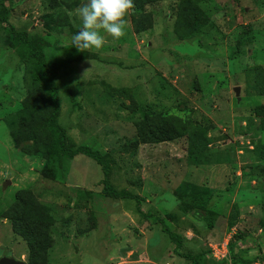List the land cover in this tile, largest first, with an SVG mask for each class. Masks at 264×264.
<instances>
[{"label": "rangeland", "instance_id": "1", "mask_svg": "<svg viewBox=\"0 0 264 264\" xmlns=\"http://www.w3.org/2000/svg\"><path fill=\"white\" fill-rule=\"evenodd\" d=\"M179 2L133 0L120 40L106 37L100 50L80 52L72 37L81 26L76 9L86 0H4L0 259L30 262L11 223L20 193L52 220L49 248L35 264H212L209 247L227 237L244 264L264 258V160L250 152L264 144L255 114L264 107V0L201 3L213 25L185 39L176 27ZM10 27L25 33L55 72L58 123L69 141L98 151L113 188L141 202L102 195L101 169L86 156L55 162L53 178L44 160L15 146L6 124L17 123L32 90V65ZM242 27L254 39L231 63ZM145 115L168 133L184 129L183 137L142 142ZM192 130L209 139L197 163L187 157Z\"/></svg>", "mask_w": 264, "mask_h": 264}, {"label": "trees", "instance_id": "2", "mask_svg": "<svg viewBox=\"0 0 264 264\" xmlns=\"http://www.w3.org/2000/svg\"><path fill=\"white\" fill-rule=\"evenodd\" d=\"M158 1V0H152ZM209 0H180L179 13L176 20V27L184 29L188 34L179 36L180 39L191 38L200 35L210 23L206 13H204L199 4L208 3ZM7 8L4 0H0V22L8 24ZM246 29V30H245ZM10 30L17 41L21 42L28 54L30 64L29 77L32 83V90L23 102L22 109L16 114L14 121L8 125L10 137L18 149L29 156L39 157L44 160V173L46 176H52L53 164L57 161L72 160L78 155L86 156L92 159L101 169L103 178L100 182L102 186V195L112 199L135 200L137 203L141 199L125 191H117L110 183V170L102 161L98 151H94L87 146L75 147L66 136L65 129L58 123L60 115V105L58 101V88L54 83L55 72L47 65L44 54L40 49L28 39L25 33H17L13 27ZM254 36L251 30L242 27L241 33L236 42V50L231 54L228 60L232 63L239 55L245 53L242 49L244 44H251ZM262 88L260 93H264V79H262ZM255 114L259 117V131H264V107L255 108ZM261 117V118H260ZM161 121V120H158ZM184 129L180 133L166 132L162 127L152 123L148 115H145L143 124L139 128V139L144 143L160 144L171 141L178 137H183ZM188 149L187 157L194 162L197 155L205 152L209 144V139L205 137V131L192 130L187 133ZM251 154L259 161L264 160V144H253ZM199 153V154H198ZM194 160V161H193ZM197 163V162H194ZM15 217L11 218L12 229L21 236L28 245L29 264H35V260L46 253L49 248L50 239L47 233L48 228L52 225V220L48 217L46 211L39 207L37 203L29 196V193H20L17 196V203L14 207ZM169 240L178 245L179 237L167 230H162ZM232 264H244L247 262L241 256L232 253V247L228 246ZM208 255V254H207ZM264 261L259 256L252 259L247 264H254L258 260ZM208 260V259H207ZM212 263L211 260H208ZM260 261V262H261ZM214 264V262L212 263Z\"/></svg>", "mask_w": 264, "mask_h": 264}, {"label": "clouds", "instance_id": "3", "mask_svg": "<svg viewBox=\"0 0 264 264\" xmlns=\"http://www.w3.org/2000/svg\"><path fill=\"white\" fill-rule=\"evenodd\" d=\"M134 8L133 0H86L76 9L80 29L72 44L80 52L100 50L106 37L118 41L125 35V17Z\"/></svg>", "mask_w": 264, "mask_h": 264}, {"label": "built area", "instance_id": "4", "mask_svg": "<svg viewBox=\"0 0 264 264\" xmlns=\"http://www.w3.org/2000/svg\"><path fill=\"white\" fill-rule=\"evenodd\" d=\"M229 241L230 237H227L222 242L211 245L206 258L217 264H232L228 250ZM254 264H264V261H257Z\"/></svg>", "mask_w": 264, "mask_h": 264}, {"label": "water", "instance_id": "5", "mask_svg": "<svg viewBox=\"0 0 264 264\" xmlns=\"http://www.w3.org/2000/svg\"><path fill=\"white\" fill-rule=\"evenodd\" d=\"M238 89H236V92H237ZM0 264H26L25 262L23 261H16V260H13V259H10V258H1L0 259Z\"/></svg>", "mask_w": 264, "mask_h": 264}]
</instances>
